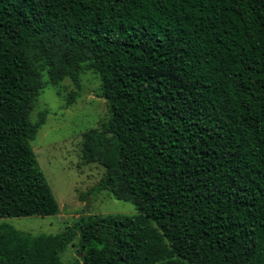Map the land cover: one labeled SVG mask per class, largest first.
I'll return each instance as SVG.
<instances>
[{
	"label": "trees",
	"instance_id": "obj_1",
	"mask_svg": "<svg viewBox=\"0 0 264 264\" xmlns=\"http://www.w3.org/2000/svg\"><path fill=\"white\" fill-rule=\"evenodd\" d=\"M100 78L108 119L83 134L88 191L132 215L55 234L0 224V264H264V0H0V218L54 215L30 142L45 81Z\"/></svg>",
	"mask_w": 264,
	"mask_h": 264
},
{
	"label": "rangeland",
	"instance_id": "obj_2",
	"mask_svg": "<svg viewBox=\"0 0 264 264\" xmlns=\"http://www.w3.org/2000/svg\"><path fill=\"white\" fill-rule=\"evenodd\" d=\"M36 97L30 117L35 120L39 111L48 109L46 121L30 142L38 164L59 203L54 215H30L2 217L0 224L12 225L21 233L31 236L55 234L74 226L83 215L137 212L130 201L119 200L106 191L95 195L88 191L103 175L104 168L97 162L86 163L82 159L83 134L90 128L99 127L108 119V109L97 73L85 70L80 74L82 93L69 106L65 96L74 86L69 78L57 84L48 81ZM79 233L61 251L64 264H83L79 251Z\"/></svg>",
	"mask_w": 264,
	"mask_h": 264
}]
</instances>
